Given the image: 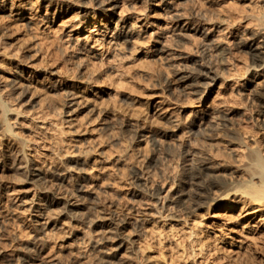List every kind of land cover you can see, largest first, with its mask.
Masks as SVG:
<instances>
[{
  "label": "rangeland",
  "instance_id": "obj_1",
  "mask_svg": "<svg viewBox=\"0 0 264 264\" xmlns=\"http://www.w3.org/2000/svg\"><path fill=\"white\" fill-rule=\"evenodd\" d=\"M263 16L264 0H0V264H264V201L231 194L264 160L246 46Z\"/></svg>",
  "mask_w": 264,
  "mask_h": 264
},
{
  "label": "bare ground",
  "instance_id": "obj_2",
  "mask_svg": "<svg viewBox=\"0 0 264 264\" xmlns=\"http://www.w3.org/2000/svg\"><path fill=\"white\" fill-rule=\"evenodd\" d=\"M3 1V0H2ZM11 1V0H10ZM12 5V4H11ZM10 5V6H11ZM10 8V7H9ZM12 10V9H10ZM180 16V15H179ZM54 17V15L52 16ZM177 17H178V14H177ZM181 17V16H180ZM264 17V16H263ZM96 18V17H95ZM108 18V17H107ZM108 20H106L105 22L103 23H99V26L101 27H104L103 30H101L100 28H98V26L94 29H91L88 31V23L87 25L85 24V26H81L79 28V31L77 32L78 34H84L85 32H89L88 35H86V39H85V43L82 45L81 43V46L82 48L81 49H85L84 47H87L88 49L91 48L92 50H96V47L100 44V42H102L103 38H104V35L105 34H108L110 32V27L106 26L108 23H107ZM117 25V24H116ZM115 25L114 29H115V32L113 33L115 35V37H120L122 38L123 37V40L126 41V38H128V36H130V33L132 31V27L129 28V29H126V27L124 28H117ZM132 25V24H131ZM106 26V27H105ZM135 27V26H134ZM78 28V27H76ZM261 37L262 39L260 40V44L257 43L256 45L254 44L255 43V40L258 38V37ZM73 39H76V37H73ZM105 40V39H104ZM74 41V40H73ZM99 43V44H98ZM76 44V43H75ZM98 44V45H97ZM102 44V43H101ZM246 46H247V49L248 51H250L249 53H251V59L252 62L253 61H259V64L263 65L264 67V52L261 49H264V33L263 32H258L257 35H254L253 39H251V41H248L246 43ZM80 47V46H79ZM98 49V48H97ZM92 50H90V52H92ZM221 51V50H220ZM81 60V59H80ZM82 61V60H81ZM83 63V62H82ZM79 66H82V69H86L87 68V64L84 63L80 65V62L78 63ZM195 64V63H194ZM77 65V64H76ZM75 65V66H76ZM81 68V67H80ZM196 69V68H194ZM94 70V69H93ZM77 71V70H76ZM86 71V70H85ZM197 71V69L195 70ZM190 72L188 71H185V72H182V73H178L179 76V80L181 81H188L191 79V75L188 74ZM76 74V73H75ZM78 74V73H77ZM256 72L252 75V76H256L255 75ZM94 77V76H93ZM75 78H78L77 75ZM90 78V77H89ZM120 79V78H119ZM194 80H191V81H195V78H192ZM92 80V79H91ZM96 80V79H95ZM98 81V80H97ZM95 82V81H94ZM90 83V82H88ZM96 83V82H95ZM198 83V82H197ZM264 83V81H263ZM93 84V83H92ZM192 84V83H191ZM194 84V83H193ZM189 85V84H188ZM197 85V84H196ZM5 88V87H4ZM1 89V88H0ZM256 93L260 94V98L261 99H264V88L262 89H257L255 90ZM70 95H72V93H67L65 96L66 97H69ZM203 95H201V98H202ZM6 98V97H5ZM2 99V97H1ZM0 99V100H1ZM73 98H71L69 101H72ZM3 101V100H2ZM7 101V100H6ZM8 102V101H7ZM6 102V103H7ZM6 103L5 102H0V113L2 114L1 116H5L6 112L9 110V108L6 106ZM9 105V104H8ZM52 106V105H51ZM53 107V106H52ZM55 107V105H54ZM11 108V107H10ZM57 108V107H56ZM11 110V109H10ZM55 110V109H54ZM19 112H17L18 114ZM59 114V113H58ZM262 121H264V107H263V110H262ZM8 116L6 115V118ZM6 118L3 119L4 123H5V129L8 130L10 132V124L9 122L6 120ZM9 119V118H8ZM222 120L225 121L226 118L222 117ZM3 124V122H2ZM4 126V125H3ZM29 141L31 140H24L23 142L24 143H27L29 144ZM33 142V141H32ZM30 142V143H32ZM35 142V141H34ZM33 142V143H34ZM40 142V141H39ZM42 142V141H41ZM31 145V144H30ZM38 145V144H37ZM26 146V145H25ZM28 146V145H27ZM42 146V145H41ZM46 149V147H45ZM255 151V150H254ZM257 152H254L253 154V163L251 166V173H250V176H248L247 180L244 181L242 184L240 185H237L235 188H234V193H231V194H236L235 192L239 191L242 195L241 196H248L252 201H264V160L262 159V156L259 154L260 151L256 150ZM252 156V155H251ZM251 161V160H250ZM211 165H209L207 162L205 161H199L197 163H194L191 167H190V170L188 171L187 173V178L189 180V183H191V185H194V190L195 192L198 194L200 193V195L203 193L202 196H205L204 194L207 193V191L210 189L209 185H207L208 183H212L213 180L210 181V179H208L209 181H207L205 178H203L204 175L207 174L208 170L210 169L211 170ZM250 166V167H251ZM209 170V171H210ZM213 171V170H212ZM213 173V172H211ZM207 175H210V174H207ZM206 175V176H207ZM215 176V174H213ZM211 174V176H213ZM213 176V177H214ZM32 177L33 178H36V179H39L40 176H39V173L38 172H35L32 174ZM210 177V176H208ZM215 178V177H214ZM253 178H257V181H254ZM212 179V178H211ZM216 181V180H215ZM208 182V183H207ZM207 183V184H205ZM215 183V182H213ZM227 191V190H226ZM194 192V193H195ZM195 193V194H196ZM178 194V193H177ZM196 194V195H197ZM210 194V193H209ZM213 194V193H212ZM227 194V193H226ZM239 194V193H238ZM155 195V194H154ZM199 196V195H198ZM221 196V195H220ZM225 197V196H224ZM227 197V196H226ZM221 198V197H220ZM200 199V198H199ZM198 199V200H199ZM197 200V199H196ZM198 200L196 202H198ZM52 202V201H50ZM188 202V201H187ZM195 202V204H196ZM172 203L174 204V206L177 208V210H182V209H185L184 207V201L181 197V194L178 195L176 198H174L172 200ZM264 203V202H263ZM231 206V201L228 200V198L224 201L223 205L221 207H230ZM73 213V212H71ZM75 214V213H74ZM73 215V214H72ZM75 217V216H74ZM26 260V259H25ZM23 259V262L25 261ZM28 261V260H26ZM29 264V263H28Z\"/></svg>",
  "mask_w": 264,
  "mask_h": 264
}]
</instances>
